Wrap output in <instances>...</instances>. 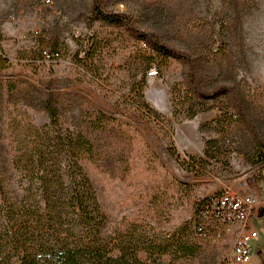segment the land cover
<instances>
[{
	"label": "rangeland",
	"instance_id": "1",
	"mask_svg": "<svg viewBox=\"0 0 264 264\" xmlns=\"http://www.w3.org/2000/svg\"><path fill=\"white\" fill-rule=\"evenodd\" d=\"M103 3L127 24L96 19L93 0H0V77L19 91H28L24 82L46 91L61 124L95 141L100 154L86 167L113 231L158 241L178 233L202 250L194 263L176 264H232L238 225L209 239L194 229L199 202L228 188L254 200L249 225L259 237L250 264H264V149L249 128L264 141V0ZM135 31L189 59L147 66ZM43 49L61 56L44 61ZM191 75L198 90L188 86ZM220 86L233 96H201ZM32 101L15 112L49 122Z\"/></svg>",
	"mask_w": 264,
	"mask_h": 264
},
{
	"label": "trees",
	"instance_id": "2",
	"mask_svg": "<svg viewBox=\"0 0 264 264\" xmlns=\"http://www.w3.org/2000/svg\"><path fill=\"white\" fill-rule=\"evenodd\" d=\"M92 11L103 22L127 24L124 13H107L103 0H93ZM135 32L144 40L142 59L147 66H160L162 57L189 59L156 37ZM51 52L52 61L60 58L59 49ZM189 79L188 86L198 90L195 77ZM24 83L28 91H19L18 83L0 77V264H176L179 259L194 263L202 248L185 235L176 233L158 241L110 228L86 167V161L99 156L98 146L86 132L61 124L58 108L46 91ZM221 94L233 96V90L220 86L201 96ZM32 98L48 114L49 122L35 124L19 107L15 112L19 101L33 104ZM249 128L263 154L262 137L251 123ZM204 201L196 207L195 231ZM164 254L171 256L170 261L162 259Z\"/></svg>",
	"mask_w": 264,
	"mask_h": 264
},
{
	"label": "built area",
	"instance_id": "3",
	"mask_svg": "<svg viewBox=\"0 0 264 264\" xmlns=\"http://www.w3.org/2000/svg\"><path fill=\"white\" fill-rule=\"evenodd\" d=\"M54 54L43 49L44 61H52ZM254 200L232 192L228 188L209 196L199 211L200 224L196 233L205 239L212 235L230 233L233 226L236 236L231 254L232 264H250L254 255V242L258 239V231L249 225L250 217L255 210ZM208 226H214L209 230Z\"/></svg>",
	"mask_w": 264,
	"mask_h": 264
},
{
	"label": "water",
	"instance_id": "4",
	"mask_svg": "<svg viewBox=\"0 0 264 264\" xmlns=\"http://www.w3.org/2000/svg\"><path fill=\"white\" fill-rule=\"evenodd\" d=\"M259 216H264V207L259 210Z\"/></svg>",
	"mask_w": 264,
	"mask_h": 264
}]
</instances>
